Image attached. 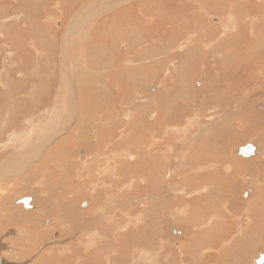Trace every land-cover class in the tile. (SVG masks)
Segmentation results:
<instances>
[{
    "label": "rangeland",
    "instance_id": "1",
    "mask_svg": "<svg viewBox=\"0 0 264 264\" xmlns=\"http://www.w3.org/2000/svg\"><path fill=\"white\" fill-rule=\"evenodd\" d=\"M15 1L0 0V29H2V24L4 26L16 24L20 19L23 21L27 17L29 20L30 18L36 19L40 21L39 26L43 34L39 37L33 32L36 39L32 44L39 41L41 44L37 42L36 48H42V50L37 55L35 48L27 44L29 43L27 41L25 43L24 37H21L24 39L25 49L28 50L27 55L23 56L18 44L20 37L17 36V42L12 39L13 42L12 44L9 42V48L8 45L6 46L5 39L0 36V69L4 66L8 67L2 60L5 59L7 51L16 54L13 67H8L6 85L3 87L1 86L3 80L0 82V99L2 96V98L10 96L14 103L21 100L37 106L42 99L47 102L54 99L55 91L60 87L58 73L62 55L60 54L61 46L65 32L68 30L65 28H68L80 10L90 6V1L94 0ZM233 1L234 3L232 0H188L187 2L186 0H169L165 3L166 7L159 9L158 12L151 11L149 18L150 26H152V19L155 15L158 16L159 23L171 22L166 29L160 28V25L156 29L152 27L151 30H141V27H138L141 26V21L129 12L133 5L134 10L137 8L135 5L137 2L132 5L104 7L105 9L98 15H93L91 21H85V19L81 21L78 31L76 30L73 34L75 36L71 37V46L67 47L66 53L68 64L76 81L74 82L76 101L80 102L81 98L99 100L100 104H107L106 106L110 108L109 112L106 110V115L110 114L106 118L110 119L111 111H115L119 115L111 119L119 120L120 118L121 122H123L121 114L131 113L137 106L142 107L144 114L142 111L137 114L138 119L135 121L138 124L133 120L126 121L123 129L107 131L105 139L109 141L103 150L108 153L104 151L105 156L99 158L100 163L97 164L99 165L97 169L104 170L105 179L97 175V172L96 175L88 176L89 170L87 173L84 166H78L75 171L68 170L66 166L64 167L66 176L61 181L62 185H53V183L46 182L47 180L44 181L43 176H38L44 166H39L37 173L34 171L43 158L33 163L28 171L19 172L13 180L0 183V190L3 189V194L0 191V237H2L0 241L1 243L6 241L4 245L8 242L7 248L0 243V256L3 257L1 259L35 264L41 255L47 254L49 258H54L51 264H68L69 261L65 263L64 260L71 257V254H63V250L70 242L80 243L78 240L84 233L86 235L89 233L85 236L87 238H82L84 242L88 241L89 237L91 239V236H95L96 239L93 237L95 245L99 240L106 247L103 248L105 251L96 257L97 264L105 262L103 258H108L111 254L115 256L117 262L125 258L126 263L124 264H254L258 255L264 253V83L262 84L264 71L262 70L260 74L257 69L259 67L264 69V63L257 62V64L260 63L250 71L254 77L253 81H249L246 85L243 84V88L238 91L234 79L228 80L223 72L221 75L216 74L217 69L214 68L217 67L212 64L214 56L211 54L207 55L208 57L204 56V52L211 51L214 43L217 46L219 41H225L227 45L231 37L243 38L242 36L249 35L248 32L242 35L243 29H240L243 25L248 28L249 24L245 21L248 7L240 6V0ZM251 2L254 0H250ZM145 5L150 6L151 4ZM64 13L69 15L67 19L64 18ZM58 15H61L59 16L61 21L59 27L56 21L52 20V16L57 17ZM212 15L227 22L230 28L237 27L240 30L237 31L238 33L231 31L229 34L232 36L222 33L220 39L216 33L222 32V29L217 24L212 25L210 20ZM13 16L20 19L7 21ZM7 28L2 29L6 36L10 32L9 27ZM134 38H139L141 47H136L133 53L129 43ZM244 39L247 40L245 37ZM182 44L187 47L182 48ZM207 44L209 48L205 47ZM239 44L243 45L244 40ZM194 47L197 49L195 48L192 58L195 56L196 59H191V61L188 59L189 49L194 50ZM231 47L232 44L227 48ZM88 48H91V51ZM138 56L141 57L140 60ZM39 60H41L40 65ZM87 60L93 65H90ZM228 65L229 63L226 66ZM16 66L20 67L19 70ZM21 67H24L22 72ZM125 67L127 70L142 69L138 72L127 71L125 74L120 71L125 70ZM193 68L196 69L192 71ZM223 69L227 70L226 67ZM16 70L19 74L15 73ZM181 71L183 74L180 73ZM139 72L142 75L133 74ZM114 75L123 82L113 80ZM239 75L242 76L243 73ZM109 79L113 82L110 83ZM115 82L117 84L113 85ZM167 84L171 86L168 87ZM117 85L126 87L125 92L118 90ZM15 87L21 92L13 93L16 90ZM161 91L165 93L160 97ZM153 99L158 103H154L155 108H148L149 102ZM252 100H255L256 104ZM239 104L245 106L239 107ZM153 110L157 111L155 115ZM151 113L154 117L148 121ZM97 114L98 112L95 115ZM139 114L146 116L142 115L140 118H143L140 119ZM158 114H160L159 117H157ZM164 116L173 118L167 120L171 122L168 124L170 126L168 129L171 128L169 130L163 128ZM143 119L149 124L156 122L158 130L161 128L166 131L155 133L154 136L151 125L146 124ZM143 121L144 124H142ZM96 123L98 130L94 128L95 133L102 128V125L107 128L111 126L110 122H104L102 125ZM132 123L137 124L136 129ZM131 124L133 128H127ZM22 126L21 122L16 125L18 129H22ZM37 132L38 130L35 133ZM69 134L70 131H67L63 136H58L55 142H64L69 138ZM97 135L92 134V138H96ZM92 138L89 137V140L92 141ZM30 140L34 142V138ZM94 141L93 144H96V140ZM249 143H254L257 149L260 146L261 148L255 155L244 158L239 155V152L244 145ZM53 145L55 146L51 144L49 148L53 149ZM29 148L33 150L34 146ZM67 149L68 145L59 146L58 154H67L65 152ZM111 154H113L112 157ZM76 155L83 157L85 150L83 148L76 150ZM106 156L111 157L112 161L114 159V163ZM108 160L113 164L110 163L112 166ZM119 161L123 162L119 163ZM101 162H103L102 165L105 162L107 166L105 164L106 167L102 166ZM123 165L126 169L123 170L129 176L120 175L124 174L120 171ZM136 166L140 167L141 178L137 175L139 173ZM56 167L57 165L53 169V166H49V169L59 173L60 166ZM110 167H113L116 172L109 173L114 170L109 169ZM80 168H84L83 171ZM180 172L186 174L184 177L188 181L182 178ZM81 176L84 177L83 180ZM40 180L41 184H38ZM94 180L97 182L93 183ZM153 186L157 189V197L154 196V198L143 190ZM167 196L165 205L160 207L158 220L160 224L157 223V235L151 234L154 230L148 231L145 233L146 238L143 239L142 232L145 229H151L153 225V223L145 222L147 215H150L148 212L153 206L151 204L153 201L154 203L156 201L165 202L161 199ZM23 197L32 198V209H25L20 203ZM95 197L98 198L97 201H94ZM86 201H89V204L83 208L82 204ZM138 211L143 214V218L136 215ZM28 214L31 218L25 217L29 216ZM134 215L140 221H135ZM30 219L32 223L28 222ZM127 224H129L128 227ZM102 234L105 238L100 237ZM61 249L63 250L60 251ZM113 250H117L116 255L112 253ZM50 251L55 253L49 254ZM191 252L197 257H190Z\"/></svg>",
    "mask_w": 264,
    "mask_h": 264
},
{
    "label": "bare ground",
    "instance_id": "2",
    "mask_svg": "<svg viewBox=\"0 0 264 264\" xmlns=\"http://www.w3.org/2000/svg\"><path fill=\"white\" fill-rule=\"evenodd\" d=\"M15 1V0H14ZM164 2H156V1H152V0H94V1H90V6H86L85 8H83L82 10H80L78 13V15L73 19L72 23L69 24L68 28H65V29H68L67 32H65V35H64V42L62 43V46H61V57H60V64H59V85L60 87L57 88V90L55 91L56 92V95H54L55 93H53L54 95V99H52L51 101H42L37 105H31L27 102H23L21 100H17L16 103H14V101L11 100V97L8 96V97H4L0 99V105H3V106H0V183H4L5 182H8L9 180H13V177L17 176L19 172H24V171H28L29 169H31L33 163H35L36 161H38L39 159H43V163L41 162L40 164H38V167L37 169H35L34 171H37L39 170V166L42 167L44 166V169L42 170V172L40 173V175H38L39 177H42L44 178V181L47 180L46 182L48 183H53V185H62L61 181L63 180V178L66 176L65 173H64V167L68 166V170H72V171H75L77 170L78 166H84V168H86V172L89 170V174L88 176H90L91 174H95L96 175V172L98 173L97 175H100L102 176L103 178L105 177L106 174L103 175V169H97L99 165L98 162L100 163V160L99 158L105 156L104 154V151L106 150H103L106 146L107 139H105V135L107 134V131L108 130H116L118 131L119 129H123L126 125V121H131L133 120V122L137 123V114L140 113L142 110L140 108V106H137L135 108H133V112L131 111V113H122L121 116H122V120L123 122H121L120 118L119 120L117 119H111L112 117H116L117 116V112L115 111H111V115L112 117L110 119H107L106 117H109L110 114L107 116L106 115V110L110 109L108 108V106H106L105 104H100V101L98 102L96 99L93 100V99H90V98H84V99H80V102L76 101V97H75V84L74 82H76L74 79V75H73V72H72V69H70V66L68 64V55H67V58H66V53H67V50L68 48H70L71 46V37L72 36H75L73 35L74 32L79 28L78 26L80 25L81 21L85 19L88 20V21H91V19L93 18V15H98L103 9H105L104 7H115L116 5H132L133 3L137 2L135 5H137V8L134 10V5L130 8L129 12L133 13L135 15V17L137 16L139 18L138 21H141V26H138V27H141V30H151V28L153 27V29H156L157 26H160V28H164L166 29L168 27V25L171 24V22H168V21H165L163 23H159L158 22V19L157 17L158 16H154L153 17V21H152V26H150L149 24V18H150V14H151V11H155V12H158L159 9L161 10L162 8L166 7L165 6V3L168 2L169 0H162ZM188 0H186L187 2ZM239 1V0H238ZM257 1V2H256ZM254 0V2H251L250 3V0H240L239 1V5L240 6H247L248 7V15H247V19L245 20L249 25H248V28L243 25L240 27V29H243V31H241V33L243 32L242 35L245 34V32L249 35H244L242 36L243 38H238V37H231L228 41V44L225 45V41L224 42H221L219 41L218 45L215 46V43L211 44L212 46V49L211 51H209L208 53H205L204 52V56L205 57H208L207 55L210 56L213 55L214 57L213 58V63L214 64L213 66L214 67H217V68H214V69H217L216 70V74H219L221 75V72H223L224 76L227 77L228 80H232L234 79V83L236 81V84H237V87H238V91H240L242 88H243V84L246 85L249 81H253L254 77H252V72H250L254 66H256L257 62L258 61H262L264 63V4L261 5L260 3H264V0ZM16 2V1H15ZM219 2V1H218ZM232 2L234 3V1L232 0ZM145 4H151L150 6H146ZM170 4V3H169ZM62 6V5H61ZM182 6V5H180ZM178 6V7H180ZM122 7V6H121ZM120 7V8H121ZM170 7V6H169ZM82 8V7H81ZM167 9V8H166ZM115 10V8H114ZM117 10V9H116ZM123 10V9H122ZM121 10V11H122ZM62 11V10H61ZM119 11V10H118ZM120 11V12H121ZM214 11V10H212ZM125 12V11H124ZM22 14V13H21ZM210 14V13H208ZM215 14V13H214ZM218 14V13H217ZM65 15V19L68 18L69 15L67 14H63ZM119 15H121L119 13ZM118 15V16H119ZM29 16H31V14H29ZM61 15H58L57 17L55 16H52V20L56 21V25L61 26V21H60V17ZM117 16V15H116ZM200 16V15H199ZM213 17L210 18L211 22H212V25L214 24H217L219 26V28L221 27L222 29V32L219 31V33H216L218 34L217 36H219V38L221 39L220 35L222 33H224L225 35L228 33V35H231L229 34L231 31H235V33H238L237 31H239L240 29L237 28V27H229L228 23L227 22H223V20L220 18V17H217L216 15H212ZM51 17V16H50ZM198 17V16H197ZM207 17V16H206ZM7 18V17H6ZM4 18V19H6ZM22 18H24L22 16ZM152 18V17H151ZM3 19V20H4ZM10 19H20L19 17H9L7 19V21H9ZM127 20V19H126ZM151 21V20H150ZM115 22V21H114ZM39 23L40 21L38 20H33V18L30 20L27 18H25L23 21L22 19H20L18 21V23L16 24H10L8 26H4L2 24V29H8L7 27H9L10 29V32L7 34H5V32L0 29V36L3 37L6 41V46L12 44V39L17 42V36L20 37V41L18 42L19 44V49L21 50V53L24 55H27V52L28 50L25 49V44H24V39H25V43L26 41L29 42L27 44H30L33 48H35V53L38 55L39 52L42 50V48H36L37 46V42L39 41H36V44H32L33 42H35V34L36 33L38 36L43 34L40 30V26H39ZM98 23V22H97ZM214 23V24H213ZM55 24V23H54ZM137 25V24H136ZM139 25V24H138ZM18 27V28H17ZM214 27V26H213ZM171 28V27H170ZM181 28V27H180ZM245 28V29H244ZM95 29V28H94ZM138 29V28H137ZM161 29V30H162ZM247 30V31H245ZM78 31V30H77ZM81 31V30H80ZM34 32V33H33ZM138 34H139V31H137ZM136 32V33H137ZM169 34H170V31H168ZM81 33V32H80ZM83 33V32H82ZM31 35V37H30ZM46 35V34H44ZM130 35V33H129ZM223 35V34H222ZM224 35V37H225ZM227 35V36H228ZM238 35V34H237ZM12 36V37H11ZM139 36V35H138ZM232 36V35H231ZM239 36V35H238ZM8 37V38H7ZM21 37H24L21 38ZM40 37V36H39ZM43 37V35H42ZM47 37V36H46ZM152 37V36H151ZM247 38L246 39H244ZM31 38V39H29ZM150 38V37H149ZM218 38V39H219ZM8 41H7V40ZM244 40V44L240 46V42H242ZM75 41V40H74ZM98 41V40H97ZM10 42V44H9ZM131 43H129L130 45V49L131 51L134 53V50L137 48H140V42H139V38L136 39H132V41H130ZM40 43V42H39ZM55 43V42H54ZM143 43V41H142ZM41 44V43H40ZM89 44V42H88ZM230 44H232V47L231 48H227ZM128 45V44H127ZM145 45V44H144ZM183 46H181L182 48L183 47H187V45L185 44H182ZM39 46V45H38ZM68 47V48H67ZM90 47V46H89ZM144 47V46H143ZM189 47V46H188ZM206 48H209L208 44L207 46L205 45ZM10 48V46H9ZM12 48V47H11ZM195 48L194 47V50H191V48L189 49L190 52H189V60L191 59H194L192 58V55L195 53ZM90 49L91 51V48H88ZM127 49V47H126ZM197 49V48H196ZM89 51V52H90ZM188 51V50H187ZM200 52V51H199ZM69 53V52H68ZM184 53V52H183ZM186 53V52H185ZM203 53V52H202ZM44 54V53H43ZM231 54L233 56H231ZM15 52H12V51H7L6 52V56H5V59H2L3 62L5 64L8 65V67H13V64H14V56H15ZM70 55V54H69ZM129 55V54H127ZM240 55V56H238ZM133 56V55H132ZM160 56V55H159ZM182 56H186V55H182ZM181 56V57H182ZM202 56V55H201ZM53 57V56H52ZM71 57V56H70ZM139 57V56H138ZM141 57H142V53H141ZM139 57L138 59L140 60ZM148 57V56H147ZM127 58V57H126ZM130 58V56H129ZM184 58V57H182ZM52 59V58H51ZM90 59V58H89ZM123 59V58H122ZM155 59V58H154ZM161 59V58H160ZM185 59V58H184ZM182 59V60H184ZM196 59V58H195ZM202 59L204 60V57H202ZM201 59V62L203 61ZM23 60V59H22ZM42 60V59H41ZM38 61V64L40 65V61ZM127 60V59H126ZM177 60V59H176ZM179 60V59H178ZM181 60V58H180ZM179 60V61H180ZM187 60V59H186ZM6 61V62H5ZM43 61V60H42ZM45 61V60H44ZM93 61V60H91ZM123 61V60H122ZM133 61V60H132ZM148 61V60H147ZM146 61V62H147ZM173 61V60H172ZM192 61V60H191ZM87 62L90 64V65H93L89 60H87ZM95 62V61H94ZM125 62V61H124ZM17 63V62H16ZM87 63V64H88ZM123 63V62H122ZM128 63V61H127ZM126 63V64H127ZM138 63V62H137ZM145 63V62H144ZM188 63V61H187ZM186 63V65H187ZM229 63L228 66H226L227 64ZM260 63V62H259ZM258 63V64H259ZM262 63V64H263ZM88 64V65H89ZM129 64V63H128ZM189 64V63H188ZM257 64V65H258ZM17 65V64H16ZM48 65V64H47ZM97 65V64H96ZM110 65V64H109ZM112 65V64H111ZM132 65V64H131ZM134 65V63H133ZM181 65V64H180ZM185 65V64H184ZM185 65V67H186ZM193 65V64H192ZM196 65V64H195ZM199 65V64H198ZM99 66V65H97ZM147 66V65H146ZM5 67V66H4ZM1 68L0 69V82L3 80V84H1V86H5L6 83H7V71H8V67L6 66L5 68ZM17 67V66H16ZM104 67V66H103ZM101 67V68H103ZM145 67V66H144ZM178 67V66H177ZM184 67V66H183ZM227 70H224L223 68H225ZM264 67V66H263ZM18 70L20 67H17ZM16 68V69H17ZM24 68V67H23ZM23 68L21 67V72L23 70ZM126 68V67H125ZM89 69V68H87ZM142 69V68H140ZM138 68V71L140 70ZM196 69V68H195ZM194 68L192 69L195 70ZM211 69V68H210ZM230 69V71H229ZM259 69L258 71L262 72V70L264 71V69L262 67H259L257 68ZM18 70H16L15 73L19 74ZM90 70V69H89ZM170 70V69H169ZM174 70V69H173ZM191 70V69H190ZM254 70H256L254 68ZM15 71V70H14ZM121 72L123 73H127V71H132V72H138L137 71V68H132L131 70H127V68L125 70H120ZM119 71V72H120ZM179 71V70H178ZM184 71V70H183ZM118 72V74H120ZM167 72V71H166ZM170 72V71H169ZM173 72V71H171ZM170 72V73H171ZM188 72V71H187ZM254 72V71H253ZM257 72V71H256ZM122 73V74H123ZM131 73V72H130ZM182 73V71L180 72ZM179 73V74H180ZM199 73V72H198ZM240 73H243V75H239ZM129 74V73H128ZM133 74H138V75H142L140 72L139 73H133ZM183 74V73H182ZM214 74V73H213ZM253 74H256V73H253ZM21 75V74H20ZM194 75V74H193ZM257 75V74H256ZM259 75V74H258ZM115 77V75H114ZM122 77V75H121ZM134 77V75H133ZM189 77H191V75H189ZM93 78V77H92ZM96 78V77H95ZM102 78V77H101ZM113 78V77H112ZM111 78V79H112ZM123 78V77H122ZM120 78V79H122ZM131 78H132V75H131ZM136 78V77H135ZM138 78V76H137ZM140 78V77H139ZM219 78V77H218ZM116 79L118 80V78H113V80L116 81ZM185 79V78H184ZM195 79V78H194ZM213 79V78H212ZM215 79V78H214ZM213 79V80H214ZM81 80V79H80ZM133 80V78L131 79V81ZM136 81V79H134ZM168 80V79H167ZM171 82H172V79L170 78ZM220 80V79H219ZM264 80V78H263ZM85 81V80H84ZM110 83L111 80L109 79ZM120 81V80H118ZM122 81V80H121ZM120 81V82H121ZM141 81V80H140ZM166 81V80H165ZM186 81V80H185ZM119 82V83H120ZM123 82V81H122ZM133 82V81H132ZM170 82V81H169ZM174 82V81H173ZM126 83V82H125ZM164 83V82H163ZM264 82H262L263 84ZM114 84H117L116 82L113 83ZM121 84V83H120ZM123 84V83H122ZM135 84V83H133ZM170 84V83H169ZM168 85L171 86L173 85V83H171V85ZM110 85V84H109ZM163 85V84H162ZM166 85V86H167ZM175 85V84H174ZM173 85V86H174ZM118 87V90H120L121 92H125L124 90L126 89V87L124 86H119L117 85ZM127 86V84H126ZM135 86V85H134ZM176 86V85H175ZM190 86V85H189ZM261 86V85H259ZM133 87V86H132ZM136 87V86H135ZM206 87V86H205ZM215 87V86H214ZM256 87V86H255ZM16 88V87H15ZM25 88V87H24ZM86 88V86H85ZM90 85H89V89H90ZM137 88V87H136ZM154 88V87H153ZM165 89V87H163ZM263 88V87H262ZM158 89V87H157ZM167 89V87H166ZM206 89V88H205ZM219 89V88H218ZM168 90V89H167ZM169 90H171V88H169ZM204 90V89H203ZM208 90V88H207ZM213 90V88H212ZM19 89L16 88V90L13 92V93H18ZM166 91V90H165ZM10 92V90H9ZM8 92V94H9ZM21 92V90L19 91V93ZM95 92V91H94ZM230 92V91H229ZM11 93V92H10ZM81 94V91L79 92ZM120 93V92H119ZM162 93V91L160 92ZM163 93H165L163 91ZM160 94V97L161 95ZM79 94V95H80ZM118 94V93H117ZM166 94H168L166 92ZM194 94V93H193ZM208 94V93H207ZM257 94V93H256ZM24 95V94H23ZM124 95V94H123ZM253 95V94H252ZM219 96V95H218ZM126 97V96H125ZM158 97H159V94H158ZM164 97V96H163ZM162 97V98H163ZM247 97L249 98V96L247 95ZM155 98L157 99V96H155ZM165 98V97H164ZM171 99V98H170ZM226 99V98H225ZM155 101V102H154ZM161 101V99L159 100ZM246 101V100H245ZM97 102V103H95ZM127 103V100L125 101ZM252 102H256L255 100H252ZM149 106L148 108H155V104H157L158 102H156V100L153 99V101H150L149 102ZM155 103V104H154ZM154 104V105H153ZM256 104V103H255ZM129 105V104H128ZM241 106H245L244 104L243 105H240L239 104V107ZM131 107V106H130ZM125 108V107H124ZM157 109V108H156ZM110 110H108L109 112ZM140 111V112H139ZM96 112H98L99 114V117H97ZM157 112V111H156ZM155 110H153V113L155 115ZM37 113V114H36ZM134 113V114H133ZM142 113L144 114V112L142 111ZM108 114V113H107ZM143 114H139V118L140 116H142ZM38 115V116H37ZM119 115V114H118ZM153 114L151 113L150 117H148V121H151V117H154L152 116ZM144 116V115H143ZM146 116V115H145ZM144 116V117H145ZM160 114L157 115V117H159ZM163 116V115H162ZM172 116V115H171ZM97 117V118H96ZM118 117V116H117ZM135 119H134V118ZM165 117V116H164ZM36 118H39V120H36ZM143 118V117H141ZM140 118V119H141ZM163 118V117H162ZM170 118V117H168ZM168 118L165 117V120H164V126L163 128L165 129H168V127H170L168 124L171 122H167ZM98 119H101L103 121H99ZM139 119V120H140ZM147 119V118H145ZM170 119H173V118H170ZM169 119V120H170ZM98 120V121H97ZM112 120V121H111ZM136 120V121H135ZM144 120V119H143ZM168 120V121H169ZM25 121V122H24ZM141 121V120H140ZM145 123L147 122L146 120H144ZM144 121L142 124H144ZM156 121V120H155ZM22 123L23 124V128L22 129H18L16 127V125L18 123ZM95 122V124H94ZM96 122H98L100 125H102V123L104 124V122H110L109 124H111V126L109 128H107L106 126H103L102 125V128L96 133L94 130V128L96 130L97 127H96ZM245 122V121H244ZM26 123V124H25ZM156 123V122H155ZM155 123H146V124H149L151 125L152 129H153V135L155 136V133L157 134L158 132L159 133H164L165 131L162 130L161 128L158 130L157 128V124ZM159 123V121H158ZM133 124V123H132ZM130 125V126H127V128L129 127H132L133 128V125H135V129H136V125L137 124H133V125ZM246 124V123H245ZM139 126V125H138ZM143 126V125H142ZM101 127V126H99ZM98 127V128H99ZM144 127V126H143ZM145 127H148L145 125ZM131 129V128H130ZM148 129V128H147ZM147 129H144L145 131ZM151 128H149V131L151 132L152 130H150ZM171 129V128H169ZM168 129V130H169ZM38 130L37 133H35L36 131ZM141 130V129H139ZM67 131H70V134H69V138L67 136L68 139H66L64 142H55V140H57L58 136L61 137V135L63 136V134ZM142 131V130H141ZM148 131V130H147ZM120 132V131H119ZM40 133V134H39ZM152 133V132H151ZM92 134H98L96 138H92ZM117 135V134H116ZM115 135V136H116ZM152 135V136H153ZM59 137V138H60ZM89 137L92 138V141L89 140ZM31 138H34V142L31 141L30 139ZM66 138V137H65ZM101 138V140H99ZM104 138V139H102ZM156 138V137H155ZM62 139V138H61ZM112 139V138H110ZM116 139V138H115ZM114 139V140H115ZM96 140V144H93ZM62 141V140H61ZM55 142V143H54ZM74 142V143H72ZM51 144H55V146L53 147V149H50V145ZM125 144V143H124ZM251 144V143H249ZM249 144H246L244 145L242 148L246 147L247 145ZM68 145V149L67 151V154L65 155H60L58 154V147L59 146H67ZM155 145V144H154ZM253 147H255V150L251 153V156L255 155L256 153H258L259 151V148H261V146L257 149V147L253 144ZM34 146L33 150L32 148H29V147H32ZM75 148V149H74ZM78 148V149H77ZM81 148H83L85 150V155L82 157H79L76 155V150H81ZM241 148V149H242ZM44 151H48V152H45L47 154L44 153ZM129 151V150H128ZM108 153V151H106ZM148 152V151H147ZM150 152V151H149ZM153 153H155L156 151H152ZM162 152V151H161ZM60 153V152H59ZM151 153V152H150ZM76 155V156H72V155ZM120 154V153H119ZM71 155V156H70ZM94 155V156H93ZM109 155V154H108ZM113 154H111V157H112ZM171 155V154H170ZM240 155V153H239ZM98 159H97V157ZM118 156V155H116ZM116 156H115V159H116ZM242 156V155H240ZM107 157V156H106ZM111 157H109L111 159ZM119 157V156H118ZM135 157V156H133ZM243 157V156H242ZM249 157H244V158H249ZM96 158V159H95ZM107 157V159H109ZM198 158V157H197ZM106 159V158H105ZM109 159V160H110ZM122 158H120L121 160ZM129 159V157L127 158ZM134 159V158H133ZM108 160V162H109ZM124 160V159H123ZM126 160V159H125ZM132 160V159H130ZM40 161V160H39ZM106 161V160H105ZM112 161V159H111ZM114 161V159H113ZM112 161V162H113ZM116 161V160H115ZM120 162H123V161H119ZM130 162V161H129ZM103 162H101V165H102ZM111 162H109L110 164ZM114 163V162H113ZM116 163H118L116 161ZM115 163V164H116ZM105 164V162H104ZM103 164V165H104ZM108 164V165H109ZM112 164V163H111ZM110 164V165H111ZM114 164V165H115ZM123 164V163H122ZM57 165L60 166V172H54L52 171L51 169H49V166H53V169L54 167ZM102 165V166H103ZM106 165V164H105ZM104 165V166H105ZM113 165V164H112ZM111 165V166H112ZM126 165V164H125ZM128 165V164H127ZM130 165V164H129ZM16 166V167H15ZM87 166V167H85ZM107 166V165H106ZM105 166V167H106ZM131 166V165H130ZM15 167V168H14ZM56 167V168H57ZM114 167V166H113ZM112 167V168H113ZM116 167V166H115ZM137 167V171L139 174L138 177L141 178V172H140V167L139 166H136ZM84 168H80L81 170L84 169ZM103 168V167H101ZM112 168L110 167L109 169L112 170ZM128 168V167H127ZM114 169V168H113ZM118 169V167L116 168ZM123 169H125V166L123 165L120 169V171L124 172V174H120L121 176L123 175H128L126 174V171H124ZM51 170V171H50ZM107 170V168H106ZM126 170V169H125ZM57 171V170H56ZM83 171V170H82ZM114 170H112L111 172L109 173H112ZM118 171V170H117ZM133 172V170H130ZM116 172V171H115ZM135 172V171H134ZM188 172V171H187ZM88 173V172H87ZM128 173V172H127ZM168 173H170L168 171ZM172 173V172H171ZM170 173V174H171ZM67 174V173H66ZM113 174V173H112ZM118 174V172H117ZM135 174V173H134ZM179 174V173H178ZM95 175H94V178H95ZM109 175V174H108ZM119 175V176H120ZM131 175V174H130ZM180 175L182 176V178H185L184 176L186 175L184 172H180ZM72 176V175H71ZM113 176V175H112ZM129 176V175H128ZM133 176V174H132ZM135 176V175H134ZM82 177V176H81ZM127 177V176H126ZM41 178V179H42ZM74 178V176H73ZM77 178V177H76ZM75 178V179H76ZM84 177H82V180H83ZM98 178V177H97ZM102 178V179H103ZM118 178V177H117ZM116 178V179H117ZM131 178V176H130ZM105 179V178H104ZM107 179V178H106ZM135 179V178H134ZM187 179V178H185ZM69 180V179H68ZM74 180V179H72ZM93 180V179H92ZM92 180H90L92 182ZM119 180L121 181V178H119ZM43 181V180H42ZM96 180L93 181V183L95 182ZM123 181V179H122ZM139 181V179H138ZM188 181V179H187ZM68 182V181H67ZM97 182V181H96ZM105 182V181H104ZM92 183V184H93ZM38 184H41V180L39 181ZM66 184V183H65ZM91 184V185H92ZM98 184V183H96ZM136 184V183H135ZM1 185V184H0ZM12 185V184H10ZM56 185V186H57ZM72 185V184H70ZM99 185V184H98ZM138 185V184H137ZM4 186V185H2ZM55 186V188H56ZM94 187H96V185H93ZM167 186V185H166ZM9 187V186H8ZM52 187V186H51ZM64 187V186H63ZM93 187V188H94ZM101 187V186H100ZM1 188V187H0ZM139 188V187H138ZM203 188V187H202ZM92 189V188H91ZM97 189V188H96ZM141 189V188H140ZM144 188L143 190L146 192V193H150L149 195L151 197L154 198V196L157 197V189L155 188V186H153L152 188ZM167 189V188H166ZM56 190V189H55ZM197 190V189H195ZM1 191V190H0ZM45 191V190H44ZM92 191V190H91ZM181 191V190H180ZM189 191V190H188ZM2 194H3V189H2ZM0 192V193H1ZM51 193H53L52 191H50ZM82 192V191H81ZM133 192V191H132ZM135 192V191H134ZM198 192V191H197ZM68 193V192H67ZM144 193V192H143ZM190 193V192H189ZM199 193V192H198ZM159 194V193H158ZM183 194V193H182ZM50 196H52L51 194H49ZM100 195V194H99ZM126 195V194H125ZM128 195V194H127ZM134 195V194H133ZM163 195V194H162ZM168 195V194H167ZM187 195V194H186ZM67 196V195H66ZM96 196V194H95ZM130 196V195H129ZM137 196V194H136ZM164 196V195H163ZM166 196V194H165ZM97 197V196H96ZM94 198L95 200L94 201H97L98 198ZM189 197V196H188ZM26 198H30L31 201L29 203V206L26 208L24 203H22L21 201L26 199ZM165 199L167 200L168 199V196L167 198H162L161 200L162 201H165ZM20 200V199H19ZM160 200V201H161ZM199 200V199H198ZM7 201V200H6ZM67 201H70L67 199ZM93 201V202H94ZM100 201V200H99ZM102 201V200H101ZM187 202V201H186ZM196 202V201H195ZM6 203V202H5ZM20 203H22L25 207V209H32L33 208V203H32V198L31 197H23L21 200H20ZM97 203V202H96ZM166 201L165 202H155L153 201V204H151V208L149 209V214L150 215H147V221L145 220V222L147 223H153L151 229H145L142 233V238L145 239L146 236H145V233L150 231L152 232L154 230V233H151L153 236L157 235V231H156V228L158 227L157 226V223L159 218H160V207H163L165 205ZM200 203V202H199ZM83 204H86L85 207L89 204V201H86L85 203ZM83 204H82V207H83ZM90 204H91V200H90ZM146 204V203H145ZM93 205V204H92ZM197 205V204H196ZM5 207V206H3ZM69 207V206H68ZM186 207V206H185ZM81 208V207H80ZM62 209V208H61ZM183 209V208H182ZM190 209V208H189ZM60 210V209H59ZM180 210V209H179ZM186 210V209H185ZM34 211H36L34 209ZM103 211V209H102ZM164 211V210H163ZM182 211V210H180ZM140 212V211H138ZM136 213V215L140 218L142 217L143 218V214L140 212V213ZM31 213V212H30ZM45 213V212H44ZM58 214V213H57ZM105 214V213H104ZM29 215V214H28ZM77 215V214H76ZM128 215V214H127ZM218 215V214H217ZM11 216H14V215H11ZM67 216V215H66ZM82 216V215H81ZM135 216V215H134ZM137 216H135V221H140V219L137 218ZM163 216V214H162ZM25 217H28V218H31L30 215L29 216H25ZM109 217V216H108ZM129 217V216H128ZM133 217V216H132ZM17 218V217H16ZM27 218V219H28ZM59 218V217H58ZM85 218V217H84ZM134 218V217H133ZM12 219V218H11ZM22 219V218H21ZM24 219V218H23ZM26 219V218H25ZM129 219V218H128ZM163 219V218H162ZM13 220V219H12ZM16 220V219H15ZM19 220V219H18ZM79 220V219H78ZM22 221V220H21ZM26 221V220H25ZM73 221V220H72ZM18 222V221H17ZM28 222H31L32 223V219L28 220ZM129 222V220H128ZM210 222V221H209ZM23 223V221H22ZM27 224V222H25ZM30 223V225H31ZM86 223V222H85ZM100 223V222H99ZM131 223V222H130ZM129 223V224H130ZM137 223V222H136ZM146 223V224H147ZM129 224H127V227L129 226ZM138 224V223H137ZM160 224V223H159ZM64 225V224H63ZM182 225V223H181ZM32 226V225H31ZM131 226V224H130ZM170 226V225H169ZM146 227V226H145ZM161 227V226H160ZM65 229V228H64ZM158 229V228H157ZM200 229V228H199ZM1 230V229H0ZM13 230V229H12ZM76 230V229H75ZM16 231V230H15ZM24 232V231H23ZM22 232V233H23ZM79 233V232H78ZM84 233V232H83ZM18 234V233H17ZM38 234V233H37ZM89 234V233H88ZM88 234L86 235V233L82 234L81 237L79 238V242L78 244H74V243H69L67 245V247H65L66 249L63 250L61 249L60 251L63 250V254L64 253H70L71 254V257H67L64 261L66 263V261H69L68 264H97L96 261V257H99V254L102 252L105 251V249L103 248H106L103 246L104 243H100L99 240H97V243L95 245L94 241L96 239L95 236H91V239L89 237L88 241L84 242L83 241V237L85 236H88ZM5 235V234H4ZM56 236V235H55ZM95 237V239L93 238ZM100 237H103L105 238V236H100ZM2 238V237H0ZM87 238V237H85ZM248 239V238H247ZM247 239L245 241H247ZM85 240V239H84ZM6 242V241H3V243ZM1 243V241H0ZM1 243V244H3ZM8 243V242H7ZM7 243H5L7 245ZM77 243V242H76ZM243 243H244V239H243ZM56 244V243H55ZM242 244V243H241ZM4 245V244H3ZM6 245H4L6 247ZM10 247L11 245L8 244ZM1 246V245H0ZM3 246V247H4ZM95 246V248H94ZM2 247V248H3ZM9 247V248H10ZM93 247V249H92ZM7 248V247H6ZM193 250V249H192ZM198 250V249H197ZM3 251V250H1ZM161 251V250H160ZM191 251V250H190ZM195 251V250H194ZM206 251V250H205ZM205 251H203L205 253ZM7 252H8V249H7ZM11 252V251H10ZM114 252V253H113ZM117 250H113L112 253L113 254H117L116 253ZM142 252V251H141ZM196 252V251H195ZM202 252V253H203ZM52 255L55 253V252H51L49 254ZM257 253V252H256ZM191 256L190 257H195L196 255L191 252L189 253ZM14 255V254H13ZM145 255V254H143ZM18 256V255H17ZM147 256V255H146ZM145 256V257H146ZM264 256V253H260L258 255V257L255 259V263L254 264H258L257 262L261 259V257ZM7 257V256H6ZM123 257V256H122ZM148 257V256H147ZM146 257V258H147ZM197 257V256H196ZM202 257V256H201ZM3 257L0 256V260L2 261V264H23L22 261L19 260V262H12V261H9L7 259H1ZM8 258V257H7ZM54 258H49L47 254H43L41 255V257L38 258V260L35 262V264H44V263H48V264H51L52 263V260ZM95 259V260H94ZM102 259V258H101ZM105 260V262L101 263V264H124L126 263L125 262V258H121L123 260L117 262L115 256H112V254L110 255V257H106V258H103ZM150 259V258H149ZM148 259V260H149ZM194 259V258H193ZM197 259V258H196ZM151 260V259H150ZM205 260V259H204ZM14 261V260H13ZM197 261V260H196ZM199 261V259H198ZM197 261V262H198ZM11 262V263H10ZM100 262V261H99ZM185 264V263H184ZM261 264H264L261 263Z\"/></svg>",
    "mask_w": 264,
    "mask_h": 264
},
{
    "label": "water",
    "instance_id": "3",
    "mask_svg": "<svg viewBox=\"0 0 264 264\" xmlns=\"http://www.w3.org/2000/svg\"><path fill=\"white\" fill-rule=\"evenodd\" d=\"M254 150H255V147H253V145L249 144L246 147L242 148L239 153L243 157H249ZM30 201H31L30 198H26V199L22 200L21 202L24 203L25 207L27 208L29 206ZM85 205L86 204H83V208L85 207ZM263 262H264V256H262L261 259L257 263L261 264ZM0 264H2L1 260H0Z\"/></svg>",
    "mask_w": 264,
    "mask_h": 264
}]
</instances>
